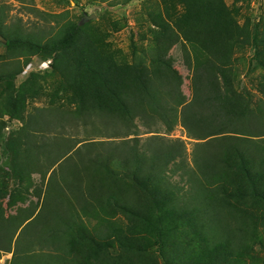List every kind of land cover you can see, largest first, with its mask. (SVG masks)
Masks as SVG:
<instances>
[{
  "label": "trees",
  "instance_id": "1",
  "mask_svg": "<svg viewBox=\"0 0 264 264\" xmlns=\"http://www.w3.org/2000/svg\"><path fill=\"white\" fill-rule=\"evenodd\" d=\"M182 5L169 34L181 37L190 96L174 57L119 65L96 49L77 50L78 25L41 42L9 23V6L0 3L7 46L63 58L87 79L74 111L37 110L25 120L18 148H9L16 176L39 173L45 182L51 173L46 188L36 189V215L0 222V255L13 253L9 264H77L74 253L92 242L86 220L110 229L113 208L159 232L164 222L200 228L205 245L224 244L231 253L254 237L259 219L241 204H264V76L255 99L238 67L250 32L223 0ZM253 54L264 69V48ZM179 125L193 143L190 154L187 141L172 137ZM2 197L0 190V203Z\"/></svg>",
  "mask_w": 264,
  "mask_h": 264
},
{
  "label": "rangeland",
  "instance_id": "2",
  "mask_svg": "<svg viewBox=\"0 0 264 264\" xmlns=\"http://www.w3.org/2000/svg\"><path fill=\"white\" fill-rule=\"evenodd\" d=\"M223 1L233 19L250 32L251 45L239 54L242 58L238 67L243 87L259 99L256 84L264 76V69L253 58V50L264 48V0ZM0 3L9 6V23L20 25L41 42L78 25L81 34L77 50L96 49L102 56L109 54L116 64L131 65L146 58L148 61L152 54L166 60L174 57L185 78L184 92L190 96V73L177 47L181 37L178 33L169 34L183 11L182 0H0ZM62 62L63 58L44 59L42 54L26 48L9 47L0 38V190L3 196L0 222L8 217L18 219L39 212L35 192L37 188H46L51 173L45 182L39 173L31 179L16 176L9 166L13 162L9 148L14 142L19 146L25 120L37 110L74 111L73 98H79L78 93L87 79L80 72L75 76L73 69L71 72ZM78 133L83 138V129H78ZM90 137L105 140L97 135ZM172 137L187 141L188 153H191L193 143L180 125ZM46 161L42 157L40 163ZM241 205L258 217L259 226L243 249L234 253L227 251L224 244L211 248L205 245L200 228L164 222L165 229L159 232L113 208L110 229L100 231L95 228V220H86L89 232L86 236L92 242L89 240L79 247L74 257L77 264H264V204L245 200ZM209 232L216 235L215 229ZM14 246L15 241L13 249ZM12 257L13 253L1 252L0 264H9Z\"/></svg>",
  "mask_w": 264,
  "mask_h": 264
}]
</instances>
